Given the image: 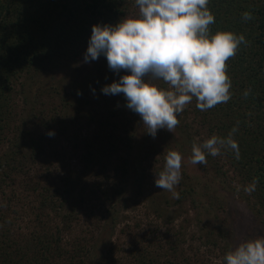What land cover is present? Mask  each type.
Here are the masks:
<instances>
[{
    "label": "trees",
    "instance_id": "16d2710c",
    "mask_svg": "<svg viewBox=\"0 0 264 264\" xmlns=\"http://www.w3.org/2000/svg\"><path fill=\"white\" fill-rule=\"evenodd\" d=\"M132 3L135 4V0H0V148L16 118L14 93L27 94L28 82L34 83L32 80L47 69L60 67L64 61L79 56L88 47L92 26L116 25L127 19ZM208 8L215 16V23L209 26L212 34L217 31L243 34L247 43L240 45L236 55L226 61V72L232 81L230 100L201 111L193 98L177 116L180 123L176 129L182 139L171 138L176 148L185 151L186 146L199 143L198 137L203 134L207 138L227 137L236 127L234 139L239 145V159L232 150L222 149L220 155H209L207 164L199 165L206 170L210 163L227 178L229 170H233L230 180L238 179L235 193L251 205L256 218L264 224V0H209ZM244 12H250L253 18L245 21ZM106 64L97 66L92 73L96 81L94 88H101L87 117L90 124L99 125V131L85 143L92 156L91 159L88 155L85 157L86 161L90 160L85 165L86 175L96 166L100 152L117 154L122 145L129 144V149L133 146V135L128 132L129 120L130 116L138 114L126 107L123 94L112 95L115 100H123L113 107L109 105L107 113L106 108L103 110L108 97L101 92L102 87L126 74L125 71L116 74ZM28 84L32 89L33 84ZM159 84L168 87L163 81ZM18 85L22 91L17 92ZM40 93L37 85L34 95ZM26 136L24 132L22 138H26V148L33 150L35 160V149L40 148L41 143L33 136L28 139ZM10 140L12 148L0 162V192L3 194L0 199V264H206L214 251H220L224 262V256L232 250L229 242L221 244V238L226 237L225 230L202 221L209 208L198 217L200 236L189 237L188 227L183 222L174 226L176 216L170 214L169 207H182L186 198H191L194 207H201L203 203L185 176L177 189L179 199L167 190L157 194L156 199L153 196L154 218L149 222L148 232L134 233L129 229L133 235L128 242H114L112 236L121 224L123 211L140 197L141 179L136 181L134 197L129 195V185L123 178L113 185L112 192L103 191L102 199L109 207L101 208L96 214L92 202L99 199V190L95 187L99 182L91 183L84 173L65 177L60 186L35 184L32 193L36 199L29 201L25 209L12 210L9 203L12 200L5 199L7 193L3 188L12 173L24 167L27 170L32 160L28 153L26 157L18 153L24 149L20 136L14 134ZM180 148L176 151L182 152ZM157 149L158 145L153 144L151 150L143 151L147 153L145 157ZM157 153L165 164L167 151ZM222 157L226 158L223 164L229 166L225 171L224 167H218ZM253 180H258V184L249 194L244 188ZM84 211L88 219L84 218ZM21 214L28 216L25 223L18 219ZM146 214L151 218L150 211ZM142 225L140 220L136 229ZM124 227L121 233L128 228ZM189 239L200 240L198 246H193Z\"/></svg>",
    "mask_w": 264,
    "mask_h": 264
},
{
    "label": "rangeland",
    "instance_id": "374dc122",
    "mask_svg": "<svg viewBox=\"0 0 264 264\" xmlns=\"http://www.w3.org/2000/svg\"><path fill=\"white\" fill-rule=\"evenodd\" d=\"M138 14V6L136 3H132L126 18L136 17ZM86 50L87 47L79 56L64 61L60 67L47 69L41 76L34 80L31 79L34 83H28L33 84V88L28 87L29 84L27 83V94L21 92L13 95L16 118L8 131V137H6L0 148V162L6 158V153L8 154L12 148L10 138L16 134L21 137V143L24 146L23 151L18 153L25 155V157L28 153L32 165L28 166L27 170L24 167L19 169L16 174L12 173L11 177L7 179V185L3 188V191L7 193L5 199L12 200V202H9L12 205V210L25 209L29 201L36 199L35 194L32 193V187L35 184L49 185L51 183L60 186L63 184L65 177L77 175L76 173L82 175L86 169V162L90 161H86L87 158L85 159V157L87 155L90 159L92 157L88 154L89 151L85 148V143L87 140L94 138L99 131V125L90 124L87 115L92 109L93 103L96 102L101 88L99 87L97 90L94 88L96 81L92 73L97 66L106 63L107 59L101 56L97 60L86 63L84 62ZM106 65L108 66V64ZM37 85L40 87L41 93L35 96ZM16 87L17 92H19L21 90H19L20 85ZM107 97L103 110L105 108L107 110L109 105L113 107L114 104L117 105L118 102L123 100H115L112 95H107ZM129 121L131 126L128 128V132L133 135V146L129 149V144L122 145V149L117 154H112L109 151L100 152L96 156V166L91 169L89 175L84 173L86 175L85 179L89 177L91 183L99 182L101 185V187H99V184L95 185L100 194L97 196L99 199L92 202L95 207V214L99 213L101 208L109 207L102 199L103 195L101 193L103 191L111 190L112 192L113 185H116L123 178L126 179L129 185V195L134 197L136 193L134 187L137 186L136 181L138 179L142 180V193H140L138 199L131 201L133 203L121 214V224L118 225L112 236L114 242L117 240L118 242H128L133 235L130 234L129 229L134 233L148 232L146 229L149 230V222L154 218V214L151 213L155 208L152 201L153 196L156 199L155 196L163 191L155 185L156 174L164 167V162L157 151L178 150L180 147L176 148V144L171 137L176 136L180 140L182 139L176 128L173 132L167 129H159L156 137L153 138L146 133L147 126L143 125L139 115L130 116ZM24 132L28 135L26 136L27 139L33 136L41 143V147L35 149L37 155L35 160L33 159V150L26 148V138H22ZM49 132H54V135L49 136ZM202 136L198 137L199 143L208 139L206 134ZM153 144H157L158 149L154 153L152 150L151 155L146 158L147 153L143 151L151 150ZM104 147L106 148V146ZM91 148L94 149L93 146ZM128 149L130 152H128ZM185 149L184 151L180 148L182 151L180 152L182 154V179L175 190L177 191L179 185L183 183L185 176L186 180L190 181L189 183L196 188L195 195L200 201H203L202 206L204 205V207H194L191 198H186L182 207H169L170 214L176 216L174 226H179L183 222L185 227H188L186 232L189 233V237L192 234L193 238L200 236L201 223L198 217H202L205 213H201L209 208L210 211H206L202 221L207 220L214 226L217 225L219 229L226 231V237L221 238L222 245H227L229 242L230 248L233 250L243 241L264 236V224L256 218L251 205L234 191L238 179L230 180L233 176V170H229V178L224 175L221 176L220 172L216 171V166L210 163H208L206 170H203L199 164L191 163L192 147L188 145ZM225 159L222 157L220 164H218V167H224V171L229 167L223 164L226 162ZM2 195L0 192V199H2ZM134 202L136 203L134 204ZM221 206L223 207L221 208ZM167 208H165L166 211ZM147 211H150L151 218L146 214ZM84 214L86 215H84V218L88 219L85 211ZM106 216L107 213L101 219L102 223H104ZM186 218L188 220L185 221ZM18 219L25 223L28 216L21 214ZM140 220L143 223L142 228L136 229V224ZM90 221L93 223L95 220ZM160 223H163V221H160ZM125 224L128 228L125 230L126 232L121 233L120 229L125 228ZM198 241L189 239V242H193V246L196 247L199 244ZM124 246L123 249L126 248ZM206 261V264H224L219 250L214 251L210 259Z\"/></svg>",
    "mask_w": 264,
    "mask_h": 264
},
{
    "label": "clouds",
    "instance_id": "9594fccd",
    "mask_svg": "<svg viewBox=\"0 0 264 264\" xmlns=\"http://www.w3.org/2000/svg\"><path fill=\"white\" fill-rule=\"evenodd\" d=\"M136 17L116 25L92 26L84 62L104 56L110 70L126 74L102 87L104 95L123 94L126 107L137 113L146 133L153 138L159 129L173 132L180 123L177 116L193 98L197 108L206 111L231 98L232 81L226 72V61L246 44L243 34L217 31L210 25L215 16L209 0H135ZM244 12L242 19L251 20ZM163 81L168 87H162ZM245 95H248L245 92ZM234 127L227 137L212 135L192 145V164H207V156H218L230 149L239 159ZM49 136L54 132H49ZM182 154L169 150L163 169L156 174V187L179 199L175 190L182 179ZM258 180L244 188L251 194ZM225 264H264V236L241 242L224 256Z\"/></svg>",
    "mask_w": 264,
    "mask_h": 264
}]
</instances>
